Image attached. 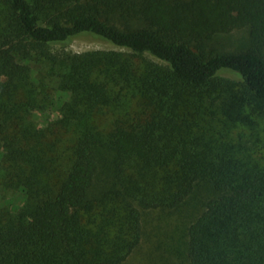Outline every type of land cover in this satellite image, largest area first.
<instances>
[{"label":"trees","instance_id":"16d2710c","mask_svg":"<svg viewBox=\"0 0 264 264\" xmlns=\"http://www.w3.org/2000/svg\"><path fill=\"white\" fill-rule=\"evenodd\" d=\"M240 28L245 51L210 46ZM75 39L124 49L53 51ZM47 76L69 97L40 127ZM262 117L264 0H0V184L24 196L0 205V264H127L146 212L199 189L202 210L166 251L264 264Z\"/></svg>","mask_w":264,"mask_h":264},{"label":"rangeland","instance_id":"374dc122","mask_svg":"<svg viewBox=\"0 0 264 264\" xmlns=\"http://www.w3.org/2000/svg\"><path fill=\"white\" fill-rule=\"evenodd\" d=\"M210 46L217 48L224 52H242L248 47H251V39L249 30L247 28L235 29L230 33L219 34L211 41ZM96 49H124L112 45L107 42L87 40V39H75L70 44L54 45L53 51L58 54L64 53H81ZM60 66V65H59ZM59 66L46 67L49 71H55L60 69ZM46 70H43L39 65L34 67L33 73L35 76H42ZM223 77L232 81H238L239 76L232 73L223 74ZM46 81L52 87V99L55 102V106H52L47 112H35L34 119L37 124L42 127L46 124L48 119L55 118L59 115V108L62 103L68 99L69 94L60 90L56 78L47 76ZM259 124L256 126V135L260 133V138L264 139V117L258 119ZM237 129H243L239 127ZM245 132L249 129H243ZM257 136L251 138L255 140ZM263 142H259L261 147ZM264 151V150H263ZM264 153V152H263ZM210 194L208 189H199L197 194H193V198L179 210H159V211H147L145 214L146 224V238L134 254H132L127 264H180L176 261V254L167 252L168 248L173 245H177V248H181L180 238H183L182 229L185 225L190 224L199 212L202 210V206L199 204L203 202ZM23 194L20 191L8 190L0 184V205L10 204L14 208H17L23 202ZM172 241H171V239ZM153 246V247H152ZM167 250V251H166Z\"/></svg>","mask_w":264,"mask_h":264}]
</instances>
